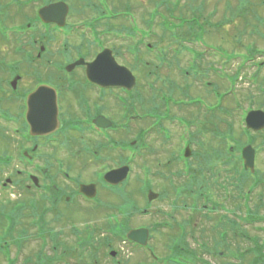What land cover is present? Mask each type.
Masks as SVG:
<instances>
[{"label":"flooded vegetation","instance_id":"1","mask_svg":"<svg viewBox=\"0 0 264 264\" xmlns=\"http://www.w3.org/2000/svg\"><path fill=\"white\" fill-rule=\"evenodd\" d=\"M126 1L0 0V123L18 125L12 132L21 137L22 145L15 150L14 167H20L22 171L17 173L24 175L21 181L9 177L0 183L3 200L16 198L13 204L0 207V264H107L108 258L110 264H129L123 258L122 248L117 249V244L110 245L107 241L112 233L126 234L131 230L148 231L145 247L121 236L116 239L141 253L143 261L138 264L187 263L189 253L184 250L191 244L204 256L212 248H240L232 246L237 244L238 237L251 244L244 247L246 250L264 248V128L254 131L244 126L238 133L234 131L241 116L244 119L251 111L264 113V0H246L250 11L246 19L249 29L246 36L237 34L235 40L247 37L245 52L234 49L238 55L230 58L239 69L250 70L246 81L255 95L250 101H243L246 104L243 115H238L240 101H225L221 95L222 57L216 54L206 57L204 51L196 49L166 52L146 48L149 53L156 50L153 55L156 65L144 62L147 66L142 68L153 73L161 66L170 69L175 64L187 80L189 74L196 79L202 71L209 74L217 68L218 80L203 83L205 96L212 102L200 96L188 97L187 84L183 85L185 98H173L171 85L167 92L152 88L151 101H142L137 77L118 61L123 44L116 49L108 46V40L128 44L129 55L138 67L143 63L142 40L155 36L158 21L168 24L172 19L159 11L167 6V0H148L151 6L142 20L132 13ZM110 2L118 7L117 11L115 7L112 10ZM158 2L165 4L159 6ZM194 8L191 19H177L181 24L192 25L190 34L204 30L208 20L203 21V12L197 15ZM139 22L148 28L139 27ZM111 23L128 25H124L126 29H119L110 27ZM79 37L83 40L81 44H77ZM181 38L190 39L189 35ZM54 44L56 50H53ZM103 51L109 52L115 65L132 74L133 90L109 85L108 80L96 81L93 76L95 80H89L87 66ZM182 62L186 65L179 66ZM204 64L206 69L202 70ZM29 72L33 86L25 92ZM38 88L53 91L55 101L54 105L47 101L48 108L46 104L40 105V110L45 112L42 113L44 120L41 130L37 128L32 133L27 120L28 99ZM110 97L117 105L108 107L106 102ZM118 105L121 116L115 122L108 113ZM52 124L53 130L48 131ZM132 124L140 125L135 135L122 140L121 132L127 134ZM173 127L180 132V146L175 152L165 151L168 156L165 160L153 158L152 170L141 167L139 189L149 187L143 194L138 191L143 198L141 202L135 199L138 195L127 198L124 192L133 164L146 155L157 154L146 139L156 138L162 149L164 143L172 141ZM208 127L211 129L206 130ZM209 132L214 141L206 146L202 137ZM3 136L0 131V145ZM245 147L253 150L252 170L245 169L242 160ZM48 153H52L53 161ZM113 154L124 155L122 163L116 168L95 172L93 180H83L79 173L73 172V161L89 164ZM13 162L14 158L8 154L0 157V167L4 169L11 168ZM124 168H128L124 181L116 185L106 183L105 175ZM84 187L86 194L81 192ZM16 191L22 193L16 195ZM104 192L125 197L115 207L118 215L111 214L104 204L107 203ZM140 206L144 207L143 214L150 217V225L131 224L133 227L128 229L130 218L140 216ZM78 211L89 216L81 229L74 220ZM104 213L111 219L118 217L112 227L90 224L92 214L104 217ZM242 229L245 234L240 235ZM156 235L165 236L168 242L167 257H161L160 261L151 243ZM119 242L116 241L118 245ZM234 255L229 258L237 261ZM194 259L203 264L196 256Z\"/></svg>","mask_w":264,"mask_h":264},{"label":"rangeland","instance_id":"2","mask_svg":"<svg viewBox=\"0 0 264 264\" xmlns=\"http://www.w3.org/2000/svg\"><path fill=\"white\" fill-rule=\"evenodd\" d=\"M110 1V0H109ZM129 1V3H128ZM160 1V0H158ZM204 1V2H202ZM128 3V6H131V10L132 13L135 14L138 18V20H142L143 18L146 19V15L148 14V9L151 6V4H149L148 0H127L126 1ZM241 2V5L239 3ZM243 2H245L244 0H178L176 3V0H167V6L165 5V7H162L159 9V11L162 13V15L168 19H172V22H174L175 24L178 23L177 19H191L192 16H194V14L192 13V8H194L195 13H197V15L199 14H203L201 15V17L203 18V21H205L204 19H208V23L212 26V28H206L208 31H201V32H195L193 34H190V40L193 41V43H195L196 49H199V47H201L202 49H200V51L204 50V54L207 56H212L214 54L221 56V57H226V58H232V56L238 55L235 51L244 54L243 52H245V45L247 44V37H245V33H247L246 31H248V26H247V20L250 16V11H247V7L246 4H244ZM111 3V2H110ZM159 3V2H158ZM171 3L173 4H177L176 6H172ZM112 7V10L117 11L118 7H115V4L111 3L110 4ZM188 6H192V7H188ZM115 7V8H114ZM240 8V9H238ZM203 9V10H202ZM215 10V11H214ZM216 14H214V13ZM238 13V16H234L233 18V14ZM86 14V13H85ZM84 14V15H85ZM87 15V14H86ZM212 16V17H211ZM198 17V16H197ZM245 17V18H243ZM225 20V21H224ZM221 21V23H223L222 25L218 27H213V25H215V23ZM223 21V22H222ZM207 22V21H205ZM129 23V22H128ZM140 23V22H139ZM130 24V23H129ZM174 24V25H175ZM127 26L128 24L126 23H122L119 25H116L113 23L109 24L110 27L113 28H119L122 29L123 27ZM138 25V24H137ZM157 26V27H156ZM154 26V29L156 27V31H155V36H151L147 39L142 40L143 41V45L141 46L143 51H146V48L149 49H156V50H166V52H170V50L172 49H177L180 48V43L178 42V39H180L181 36L183 35H189L190 30L192 25H185L182 30H164L166 28H164V24H162V21H158V25ZM179 26V25H176ZM139 27L142 28H148L146 26H144L143 23L139 24ZM253 27L256 28V25H254ZM126 29V27H125ZM215 29V30H214ZM257 29V28H256ZM244 34L245 36H240L238 37V40H236L237 34ZM180 36V37H178ZM82 38H78L77 40V44H81L83 42V40H81ZM108 40V39H107ZM237 42V43H236ZM106 43V42H105ZM120 44H123V48L120 49V53L119 54V60L123 66H125L127 69H131L133 71V73L135 74V76L137 77V81H139L140 83V92H141V98L142 101H151V95L154 92L152 90V88L159 89L162 88L163 91L167 92V88L171 85H173L172 89H170L171 91V95L173 98L175 99H179V98H185L183 97L184 93H186L184 91V84L188 87H190V90L187 93L188 97H192V96H200L202 98H206L207 101H211L212 100L209 97H206V90L203 89V83L206 81H214V80H218V69L216 68V72L210 71L209 74L208 72H201V74H199L200 76L196 79H194L191 74L188 75V80L186 79L185 76L182 75L181 69L178 68V66H176L175 64H171L170 69H168V66H161L160 68H158L157 71L153 72V73H148L146 70L142 68V66L146 65L144 62H147L150 65V63L152 62V65L155 66V57L154 52L156 50H153L151 53H149L148 51H146L145 53L142 51L141 54V61L143 62L141 65H139L138 67L134 66L133 63V58L129 55V46L126 43H123L121 41H116L115 39L110 38L108 40V46H114L116 49H119L121 47ZM148 45L152 46L149 47ZM148 46V47H147ZM199 46V47H198ZM188 47V46H187ZM57 49V45L54 44L53 45V50ZM85 49V47H84ZM234 49H237L234 51ZM240 49V50H239ZM89 50V49H88ZM87 50V51H88ZM111 50V49H110ZM85 50V52H87ZM181 57H183V55H181ZM188 58V57H187ZM185 58V60L187 59ZM241 61V59H238V64H240L239 62ZM225 60L224 58H222V63H224ZM235 61L234 62H229L228 65H222V72L220 73L222 76V80H221V88L224 91L225 87L226 89H229L225 83L229 85H232L231 83V79L230 76L232 75V73H234L236 71L237 68H239V65L236 66L235 65ZM146 65V66H147ZM186 65L184 64V62H182L181 65ZM181 68V67H180ZM37 72L39 71V68L37 67ZM206 69V65H202V70ZM212 69V68H209ZM35 70L34 69H31ZM43 71V69H40ZM240 70V69H239ZM225 72H228V74H225ZM217 73V74H216ZM241 75H238V79L237 82L234 83L235 85L233 86L234 88L233 93L234 97L232 96H228V98H226L225 101H240V106L243 108H245L246 104L243 101H250L251 97H253L255 95L254 91L251 90L250 86L248 85L246 79L248 78L249 74H250V70L247 69L246 67L242 70V72H240ZM32 74L33 71H32ZM25 92L29 91L32 86H33V81H32V75L31 73H27L26 78H25ZM151 88H149L150 86ZM230 87V86H229ZM170 88V87H169ZM226 92H228V90H225ZM157 92V91H156ZM225 92V93H226ZM224 94V92H223ZM222 95V94H221ZM135 96V94H134ZM133 98V96H130V99ZM108 101L106 102L108 107L110 106H114L117 105L114 101V99L112 97H110L109 99H107ZM158 101V100H156ZM5 104V102L3 103ZM2 104V105H3ZM120 106L118 105V107L116 108L115 111H112L108 113L109 116H111L112 118H114L113 121L118 122L120 121ZM108 112V111H107ZM239 114V111H238ZM240 114H242L240 112ZM178 115V114H177ZM193 118V117H191ZM227 119V118H225ZM224 120V119H223ZM228 120V119H227ZM120 123V122H119ZM237 127H234V131H236L235 133L239 132V128L242 126V123L239 124V122L236 124ZM16 124H10V123H0V131L2 133H4L3 139H1V145H0V157L3 154H8L9 156L14 158V162H13V166L10 168H2L0 167V183L4 182L5 179L7 178H14L15 180H22L24 179V175L23 174H18L17 172H21L22 169L20 167L15 168L14 165L15 163L17 164V161L15 162V150L16 148L20 147L19 145H22L21 137L19 135L15 136L14 133L12 132V129L15 128ZM140 126V125H139ZM139 126L137 125H131L129 130H127V134L123 133V137L121 138L122 140H126L130 135L133 136V134L135 135V131L136 129L139 128ZM243 127V126H242ZM211 128H206V130H209ZM5 130V131H4ZM172 130V141H170L169 143H164V147L161 149L159 147H161V143L157 140L156 138L153 139H146L147 140V144L150 145V147H152L154 150H157V154H155V156H150V155H146L145 158L141 159V160H137L136 163L133 164V168H132V172H131V176H130V181H128L129 185H127V187L125 188V192L124 194L126 195V197L128 198V196L131 195V199H133L134 195H138L135 196L136 200H140L139 202H141V200H143L142 196L140 195V193L138 192L140 190V192H142V194L145 192L144 190L149 189L148 188H142L139 189L140 185V174L141 177L143 176V172L141 171V167H148L149 169L152 170L153 167V163H152V159H157L158 157H162L161 160H165L166 158H168V156L165 154L168 153V151H171V149L175 152L176 149H178V147L180 146V132L177 130V128L173 127L171 128ZM222 130H225V127L223 126ZM120 133V131L118 132ZM127 135V136H126ZM126 136V137H125ZM211 136L210 132L208 133V135L202 137V141L204 142V144L206 146L212 145L210 142H213V138L209 137ZM130 139H134V137H131ZM129 139V140H130ZM198 140V139H197ZM131 141V140H130ZM208 144V145H207ZM217 145V144H216ZM63 151V150H62ZM62 154V153H61ZM48 155H51L50 158L53 161L55 158L53 157L52 153H48ZM66 155V154H65ZM210 154H207V156H209ZM124 156V155H123ZM119 157L117 155H112L109 156L107 158H101L100 162H91L88 164V162H78V161H73V172L74 174L79 173L82 176L83 180H93V176L94 174H96L97 172H104L108 169H112V168H116L119 166L120 162L123 161L124 157ZM160 160V158H158ZM211 159V158H210ZM64 160V158H63ZM209 160V159H208ZM84 163V165H83ZM122 163V162H121ZM83 165V166H81ZM23 170H25L23 168ZM76 170L78 172H76ZM96 172V173H95ZM78 175V174H77ZM151 178V175H150ZM141 186V185H140ZM21 187V186H19ZM152 188H155V186L152 183ZM11 192H13L14 190H10ZM21 191H16L14 194L19 195L21 194ZM12 194V193H9ZM104 194H107V198H104V200L107 201L106 204L107 208L110 210L111 214L113 215H118L117 212L115 211V207L117 205H120L123 200L125 199V197H117L119 195H114L112 193L109 192H104ZM5 197L8 196V193L3 194ZM114 196L111 197V196ZM141 198V199H140ZM20 200H22V198H19ZM24 199V198H23ZM2 199V195L0 197V207L1 206H5V204H13L16 201V198H12V197H6L4 198L3 201ZM101 202V200H100ZM143 208L140 206V216H136V218L131 219L130 218V222H128L129 227L128 229H131L133 226H149L151 223L150 217L147 215L143 214ZM83 211H85L83 209ZM78 215L74 218V220L76 221V226H78L80 229L82 228V224H84L89 216L86 215V213H80L78 211L77 213ZM105 214V213H104ZM106 215V214H105ZM104 215V217H105ZM108 215H110L108 213ZM33 216V215H32ZM91 216V215H90ZM103 216L99 217L96 214H92V222H90L91 225L93 226H104V227H112L113 222L116 221V219L118 218L116 216V218L111 219L109 217L104 218ZM130 217V216H129ZM118 221V220H117ZM67 224V223H66ZM108 224L110 226H108ZM133 226H132V225ZM64 226V225H63ZM243 231H240V235L245 234L244 233V229H242ZM116 233V232H115ZM113 234L114 236H110L108 239V243H110V245H114L117 244V249H119V246L122 248V253H123V258L128 261L129 264H138V263H142L143 261V256H141L140 252H137L136 250L132 249L129 245H123L121 244V242H119L116 239V234ZM197 236L195 235V238ZM165 238V236H164ZM162 238L160 235H156L155 238L152 239V244L156 247L157 249V256L160 258H165L167 257V249H166V245L168 244V242H165V239ZM197 239V238H196ZM191 240V238H190ZM189 241V244H191L192 242ZM263 240V239H262ZM119 242L120 244L118 245ZM232 246H239L240 248H236L234 249V247L232 248V250L230 249H209L210 252H208L207 250V254L202 256L200 254H198V251H195L193 246L191 244L190 248H188L187 251L191 257V254L196 255V259H201V263L203 264H262V257H264V248L263 247H256L257 249H253L252 251L246 253L244 255V253H242L246 248L244 247H250L251 244L249 243V241L246 242L245 239H242L240 237H238L237 240V244L236 245H232ZM105 247H107L105 245ZM206 247H209L208 245ZM208 249V248H206ZM242 251V252H241ZM181 252V251H179ZM237 253V254H236ZM242 253V254H240ZM236 254V255H234ZM230 255H234L237 257V261H234V258L232 257L231 259L229 258ZM107 264H110V259H107ZM198 264V263H196Z\"/></svg>","mask_w":264,"mask_h":264},{"label":"water","instance_id":"3","mask_svg":"<svg viewBox=\"0 0 264 264\" xmlns=\"http://www.w3.org/2000/svg\"><path fill=\"white\" fill-rule=\"evenodd\" d=\"M87 76L89 80H95L93 79L94 77L97 80H108L109 85L113 86H118V87H123L127 89L128 91L132 90L134 87V79L130 76V74L123 68L118 67L115 65L113 59H111L109 52L104 51L100 55L97 56L95 61L87 66ZM107 73L109 77H106L103 73ZM93 76V78H92ZM108 78V79H107ZM43 98H46V100ZM29 111L27 114V120H28V125L31 127V132L37 130V128H40L41 130V124L42 121L44 120V115L42 113H45L40 110V105H45L48 108V103L47 101H52V105H54L55 101V95L53 91L39 88L37 89L34 93H31L29 96ZM54 109V107H53ZM47 113V112H46ZM258 113H251L247 116L246 118V125L247 128H252L254 130H261L264 128V117L260 118L258 116ZM53 125L50 126V129L48 131L53 130ZM243 159L245 162L246 168L252 169V163H253V152L249 149H244L243 150ZM127 169H121L115 172H111L105 176V180L107 183L116 185L118 183H121L122 181L125 180L126 174H127ZM87 188H82V193L86 194ZM151 197V194L149 195V198ZM146 231H132L127 234V238L131 241L140 243L142 245H145L146 243V237L147 233Z\"/></svg>","mask_w":264,"mask_h":264},{"label":"trees","instance_id":"4","mask_svg":"<svg viewBox=\"0 0 264 264\" xmlns=\"http://www.w3.org/2000/svg\"><path fill=\"white\" fill-rule=\"evenodd\" d=\"M224 25V24H223ZM240 34V33H239ZM262 261H263V263L262 264H264V257H262Z\"/></svg>","mask_w":264,"mask_h":264}]
</instances>
